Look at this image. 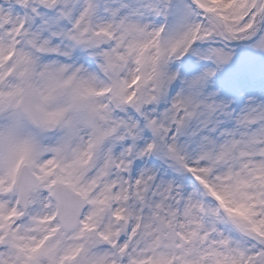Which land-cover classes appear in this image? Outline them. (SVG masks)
Returning a JSON list of instances; mask_svg holds the SVG:
<instances>
[{
    "label": "snow or ice",
    "instance_id": "snow-or-ice-1",
    "mask_svg": "<svg viewBox=\"0 0 264 264\" xmlns=\"http://www.w3.org/2000/svg\"><path fill=\"white\" fill-rule=\"evenodd\" d=\"M0 264H264V0H0Z\"/></svg>",
    "mask_w": 264,
    "mask_h": 264
}]
</instances>
